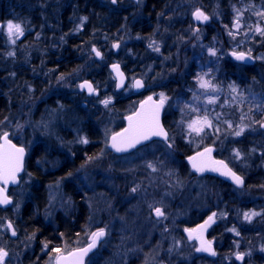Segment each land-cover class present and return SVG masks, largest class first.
I'll list each match as a JSON object with an SVG mask.
<instances>
[{
	"label": "rangeland",
	"instance_id": "1",
	"mask_svg": "<svg viewBox=\"0 0 264 264\" xmlns=\"http://www.w3.org/2000/svg\"><path fill=\"white\" fill-rule=\"evenodd\" d=\"M129 1L132 13L120 29L101 40L102 58L93 53L92 58L97 62L94 66L87 62L78 75L48 82L35 101L21 104L20 109L25 108L26 113L2 123L4 131L26 149L27 157H38L35 165L48 172L58 169L90 144L87 126L96 130V142L102 151L98 150L91 160L82 154L79 167L71 175L49 184L44 218L50 220L55 213L75 214L77 208L65 192L68 182L80 195L86 210L85 231L78 247L87 243L93 232L104 229L106 233L86 264H262L264 129L260 124L264 122V108L259 109L262 100L258 105L255 98L260 88L264 93V35L255 29L258 26L264 29V16L256 14L264 12V0H160V11L151 22L143 12L146 0H136L137 4ZM106 2L121 9L126 7L124 3ZM197 8L210 19L195 25L192 16ZM238 11L241 26L237 30L233 22ZM143 20L148 27V30L144 28V34L133 35L128 31L130 26ZM7 24L2 28L5 39L2 57L20 55L21 62L28 67L30 56L36 51L21 45L20 38L25 33L10 39ZM153 40L159 44V52L149 47ZM113 44H119V48L114 50ZM209 48H214L217 55L210 56ZM233 51H250L255 58L251 71L255 76L242 77L243 70L233 68L235 64L229 57ZM9 52L14 55L9 56ZM114 62L120 64L128 79L119 92L111 75L101 72L105 64ZM231 69L241 83L228 78ZM91 74L99 76L87 78ZM198 76H204L217 90L201 89ZM135 78L143 81V94L160 98L163 93L167 97L164 114L173 148L156 141L130 154L112 156L106 150L107 139L121 128L124 116L135 108L137 100L132 89ZM83 80L90 81L96 93L86 95L79 87ZM230 85L236 87V93ZM26 89L33 96L31 89ZM65 93L69 106L63 102ZM209 96L215 98V103L207 102ZM109 97L111 103L105 107L101 101ZM205 118L211 127L205 126L199 134L190 131L193 121L199 127ZM228 122L232 123V129L228 128ZM237 125H247L239 137L232 135ZM81 137L89 142H78ZM206 146L214 147L221 158L235 167L247 186L241 190L225 189L210 179H197L182 168L181 149L194 152ZM35 149V156H31ZM233 149L241 152L240 159L235 158ZM149 162L157 166L156 172L146 167ZM32 181L25 171L19 185L9 193L12 206L0 209L3 222L0 223V249L8 254L4 264H54L55 256L75 248L64 246L63 252L54 255L45 247L35 252L33 239L19 228L20 212L28 200ZM137 185L140 189L133 193L131 190ZM230 193L229 202L226 195ZM149 204L160 207L164 217L157 218ZM245 212L259 215L249 222L244 219ZM213 213L217 218L209 226L208 239L216 254L208 257L196 251L197 241L189 239L185 229H192L201 218ZM9 221L14 225L15 236L7 229ZM233 228L235 232L231 231ZM237 253H244L241 263L236 259Z\"/></svg>",
	"mask_w": 264,
	"mask_h": 264
},
{
	"label": "trees",
	"instance_id": "2",
	"mask_svg": "<svg viewBox=\"0 0 264 264\" xmlns=\"http://www.w3.org/2000/svg\"><path fill=\"white\" fill-rule=\"evenodd\" d=\"M106 1L0 0V122L3 123L4 120L15 118L20 113H26L25 108L20 109L21 104L26 101H35L37 96L42 95L48 82L54 83L55 78L60 79L64 76L71 77L73 75L74 77V75H78L79 70L87 62L90 66L97 63L95 58H92V47L95 46L103 52L104 45L101 47V40L110 37L117 28L120 29L121 23L124 24L125 18L130 16L131 8H133L130 6L129 0L117 1L124 3L123 5L126 6L124 9L115 7ZM160 2V0H146L147 4L143 12L148 22H151L154 15L160 11ZM82 17H87V19L77 31V26L81 25ZM9 21L20 23L25 29V34L20 38L21 45L36 51L30 56L28 67L21 62L20 55L9 59L2 57L5 48L2 28ZM144 28L148 30L146 20L133 27L130 26L128 31H131L130 33L133 35H139L144 34ZM103 58V63H105L106 58ZM251 71L253 68H248L240 73H242V77L249 78L255 76ZM101 72L110 76L107 64L103 66ZM95 75L99 76L98 74H91L87 78ZM79 77H83V75H79ZM228 78L241 83V80L234 75L228 76ZM260 82L263 85V81ZM26 88L31 89V95L36 97L30 96ZM259 91L258 97L255 98L258 100L255 102H258L259 105V100H262L260 107H258L263 109V88H260ZM65 96L63 102L69 106L67 93ZM51 100L49 98L50 103L48 105L52 103ZM258 115L259 112L255 116ZM256 118L258 121L260 120V118ZM2 123H0V136L6 132ZM164 126L169 128L166 116ZM85 129L90 144L84 146L81 153H76L73 159L65 161L64 165L58 169L52 172L41 171L34 162L38 160V157L36 159L27 157L25 161V171L29 173L33 181L28 192V200L21 209V219L18 226L29 237L32 236L35 252L47 244L46 251L54 255L57 254L54 249H60V252H63L64 246L78 247L82 243V234L86 224V210L81 203L80 195L76 193L70 183H65V192L77 208L75 214L55 213L52 219L47 220L44 218L43 212L47 208L46 198L49 184L54 180L57 181L68 176L69 173L72 174L74 169L79 167L82 154L94 157L99 153L98 150L102 151L101 145L96 142V130H92L88 126ZM13 140L18 143L16 139ZM35 153L36 149L31 156H35ZM190 153L192 152L181 149L179 157L182 159L183 169H185L183 159ZM236 171L238 172L237 169ZM15 225L17 226V223ZM80 237L81 241H79Z\"/></svg>",
	"mask_w": 264,
	"mask_h": 264
},
{
	"label": "snow or ice",
	"instance_id": "3",
	"mask_svg": "<svg viewBox=\"0 0 264 264\" xmlns=\"http://www.w3.org/2000/svg\"><path fill=\"white\" fill-rule=\"evenodd\" d=\"M112 4H116L117 0H111ZM257 15L264 16V12H257ZM193 17L196 21L198 22H206L210 19L208 15H206L203 11H201L199 8H197L193 12ZM87 19V17H82L81 18V25L77 26V31L80 29V27L83 25L84 21ZM240 19H241V13L238 11L236 14V18L233 22V26L235 29L240 28ZM7 30H8V35L10 39L15 36L16 38H19V36H22L24 34V29L19 23H13L12 21H9L7 24ZM256 32L261 33L264 35V29H261L259 26L255 29ZM195 32H199V28L195 29ZM229 35H232L234 37L233 32H229ZM198 38V36H197ZM63 39V38H62ZM12 43H15V40H11ZM149 47L152 48L153 51L159 52L160 47L159 44L155 40H153L150 44ZM113 48H119V44H113ZM92 53L95 54L97 58H102V53L100 50H98L95 46L92 47L91 49ZM209 55L210 56H216L217 52L214 48H209L208 49ZM9 56L14 55V53L9 52ZM232 55L234 58L238 61H246L247 59H251V53L250 51L248 53L245 52H236L233 51ZM113 70L117 72L118 74V82H117V88L121 87L123 85V73L119 71V65H112ZM14 75V74H13ZM207 75V73H205ZM61 77L60 79H62ZM198 84L201 89H204L205 91H211L215 92L216 86L211 84L210 81L205 80L204 76H198ZM135 88L139 89L144 87V83L141 80H135V83L133 85ZM81 90L87 89L89 94L96 93V89L93 88L92 84L89 83L88 81L83 82L82 84L79 85ZM231 90L233 93L237 92V89L235 86L230 85ZM242 95V94H241ZM236 97H233V100H235ZM167 100V97L163 94L160 93V101L158 104L154 106V109L149 117L148 120L146 121H139L136 120L134 121V117L129 116L127 119L129 120V127L124 130L122 133H116L111 137V148L117 152V153H123L127 152L128 149L134 148L136 145L141 144L144 141L150 140L152 137H161L164 139V141L168 144V148L171 149L173 147L172 143H169L168 140V134L165 132L164 128L160 124V110L163 108L165 101ZM148 101H152V97H148ZM208 103H215V98L209 96ZM101 103L104 104L105 107H107L111 103V97L106 98L105 100L101 101ZM143 107V105H142ZM137 116L140 114L137 113ZM219 118V117H218ZM7 119V118H5ZM2 123V122H0ZM197 121H193L192 124L189 125L190 131H195L197 134L202 132L204 130V127H211V122L205 118L202 122H200V126L196 127L195 125L197 124ZM18 127H20L18 125ZM247 125H237L235 130L232 132V135L235 137L241 136L246 129ZM260 127L264 128V123L260 124ZM228 128L232 129L233 125L231 122H228ZM217 132H219V129H216ZM8 132H3L2 138L4 140L5 145L8 146V148L12 149V152H5L4 154L0 155V181L3 182V185H7L10 181L12 183H16V174L21 171V166H22V160L24 156V148H16L15 145H11L10 141L8 140ZM83 144H87L89 141L86 137H81L80 140L78 141ZM213 149L208 147L205 148L203 152L197 153L195 157H189V161L192 163V167L197 171V172H204L206 169L214 172H219L220 175L222 176H227L229 177L237 186L243 185L244 181L241 176L237 175L234 171H232L231 168L228 167L227 164H225L223 161H214L211 158V153ZM234 155L236 159L241 158V152L239 150L233 149ZM199 158H206L208 162H210L212 167H208L207 164H205L202 160ZM89 159H93V157H89ZM147 168L151 169L152 172H156L157 166L149 162L146 165ZM71 175V173H69ZM140 189V185H137L132 188V192L136 193ZM11 203V200L9 197L5 194V188L0 187V205H8ZM19 207V205H17ZM148 207L152 209L156 215L157 218L164 217V212L160 207H154V205L149 204ZM259 215V213L256 212H245L243 214L244 219L246 221H251L253 216ZM217 214L213 213L212 216L208 218L207 221H205L204 225H201L200 228L201 230L204 229L205 227L209 226L210 223L214 222V219L216 218ZM0 223H3L0 221ZM7 229L11 230V234L13 236L16 235V230L14 228V225L11 221L7 222ZM186 232L189 233V239L193 238V232L196 230L194 229H185ZM231 231L235 232V228L231 229ZM105 230L100 229L96 232H93L91 234V243L88 245L87 248L79 249L75 253H71L73 257L76 259L73 261V264H83V257L88 254L93 248L96 247L97 241H99L102 237L105 236ZM239 235V233H236ZM32 238V237H29ZM196 239L201 240V246L196 249L197 252H208L211 255H215L216 253L212 250L211 248V242L210 241H204L202 239L201 235H197ZM177 244H179V241H177ZM45 247H47V244H45ZM264 250V249H262ZM55 252L59 253L60 249H54ZM7 252L4 251L3 249H0V264H4L5 257L7 256ZM244 256V253H237L236 254V259L237 260H242ZM66 258L65 257H57L56 259V264H64Z\"/></svg>",
	"mask_w": 264,
	"mask_h": 264
},
{
	"label": "water",
	"instance_id": "4",
	"mask_svg": "<svg viewBox=\"0 0 264 264\" xmlns=\"http://www.w3.org/2000/svg\"><path fill=\"white\" fill-rule=\"evenodd\" d=\"M131 1H136V0H131ZM192 20H193V22H194L195 25L201 23V22L196 21V20L194 19L193 16H192ZM115 49H116V48H114V50H115ZM230 57H231L232 60H234V61H236V62H239V63H242V64L252 65L253 62H254V59H253V58H251V59H247V57H246V61H238V60H236V59L234 58V56L232 55V53H230ZM114 64L119 65V71H120L121 73H123V85H122L121 87H119V88H117V82H118L119 77H118L117 72L114 71V70H113V67H112V65H114ZM108 70H109V72L111 73V76L113 77V79H114V81H115V90H116V92H119V91L123 90V88L125 87V85H126V83H127V78H126V75H125V73L123 72V70H122L120 64H119V63H116V62L111 63V64L108 65ZM135 80H141V79H140V78H136V79H134L133 82H132V89H133L134 93H136V94H140V93H142V91L144 90V87L139 88V89L135 88V87L133 86L134 83H135ZM85 81H88V80H83L82 82H80V84H82V83L85 82ZM141 81H142V80H141ZM88 82L90 83V81H88ZM83 92H84L86 95H88V96H91V95H92V94H89V92L87 91V89H84ZM159 101H160V99H155V98H153V97H152V101H148V97H146V98L142 99L141 101H139V102L137 103V105H136L135 110H134L132 113H130L129 115H127V116H125V117L123 118V123H124V124H123V127H122L121 129H119L118 131L112 133V134L108 137L107 145H106V149H107L108 151H110L112 154L116 155V156H121V155L129 154V153L133 152L135 149H137L138 147L143 146V145H146V144H148V143L151 142V141H161V142H165L164 139L161 138V137H152L150 140H148V141H144V142H142L141 144H138V145H136L134 148H130V149H128L127 152H123V153H117V152H115V151L111 148V146H110V145H111V137H112L114 134H116V133H122V132H124V130H125L126 128L129 127V120L127 119L129 116L134 117V121H136V120H139V121H146V120L149 119V117H150V115H151V113H152V111H153V109H154V106H155L156 104H158ZM142 105H143V107H142ZM164 107H165V103H164L163 108L160 110V124H161V126H162L163 128H164V126H163V122H162V117H163ZM137 113H139L140 115L137 116V115H136ZM263 123H264V122H263ZM164 130H165V128H164ZM165 132H166V130H165ZM0 137H2V135H1ZM8 140L10 141V144H11V145H15L16 148H24V147H22V146H20V145L15 144L11 139H9V136H8ZM209 147L213 149V151H212V153H211V158H212V160H214V161H223V160H221V159H217V158L214 156V148L211 147V146H209ZM205 148H208V147H205ZM205 148H203V149H201V150H198V151H196V152L190 154L189 156H187V157L185 158V162H186L187 165L189 166V169L191 170V172L194 173L196 176L210 175V176H212V177L219 178V179H221V180L227 182L228 184L234 186L235 188H237V189H241V188L244 186V183H243V185H241V186H237V185H236V184H235V183H234L229 177H227V176H222V175H220L219 172H214V171H210V170H207V169H206L204 172H197V171L192 167V163L189 161L188 158H189V157H195V156L197 155V153L203 152ZM12 151H13L12 149L8 148V146L5 145L4 140H3L2 138H0V155L4 154L5 152H12ZM25 158H26V151H25V149H24V156H23V160H22L21 171H19V172L16 174V183H12V182L10 181V182L5 186V185H3V182L0 181V187H4V188H5V194H6V195L9 197V199L11 200V203L8 204V205H0V209H6V208H9V207H11L12 204H13V199L11 198V196L8 195L7 190H8V189H11V188H15V187L18 186L19 181H20V177L22 176V174H23V172H24ZM199 159L202 160L205 164H207L208 167H212V166H213V165L210 164V162L207 161L206 158H199ZM223 162H224V161H223ZM224 163H225V162H224ZM225 164H226V163H225ZM232 171H233V170H232ZM236 174H237V173H236ZM237 175H238V174H237ZM209 217H210V216H209ZM209 217H207L205 220L201 221L200 223L196 224V225L192 228V229L196 230L195 232H193L192 235H193V238L197 241V244H198L199 247L201 246V240L196 239V236H197V235H201V236H202V239H203L204 241H209V239H208V229H209V226H210V225L207 226V227H205V228L202 229V230H201V228H200V226H201V225H204L205 221H207ZM210 224H211V223H210ZM9 231H10V234H11V230H9ZM11 235H12V234H11ZM104 238H105V236L102 237L99 241H97V245H96V247L93 248L90 252H88L87 255H85V256L83 257V264H86V260H87V258H88V257H89V256H90V255H91V254H92V253H93V252L99 247L100 243L104 240ZM90 243H91V239H90L86 244H84L83 246H81V247H79V248H75V249H72V250H70V251H68V252H66V253H63V254H59V255H57V256L54 258V264H56V259H57L58 256H59V257H65V258H66L64 264H73V261H74L76 258L73 257V256L70 255V254H71V253H75V252H77L79 249L87 248L88 245H89ZM211 248H212V250L215 252V248H214V246H213L212 244H211ZM201 253H203L204 255H207L208 257L213 256V255H211V254L208 253V252H203V251H201Z\"/></svg>",
	"mask_w": 264,
	"mask_h": 264
},
{
	"label": "flooded vegetation",
	"instance_id": "5",
	"mask_svg": "<svg viewBox=\"0 0 264 264\" xmlns=\"http://www.w3.org/2000/svg\"><path fill=\"white\" fill-rule=\"evenodd\" d=\"M135 4H137V3H135ZM229 57H230V54H229ZM251 57L254 59V62H253V64L252 65H247V64H242V63H239V62H236V61H234V60H232L231 62H233L234 64H235V66L233 67L234 69H235V67H240L241 68V70H247L248 68H253L254 69V66H255V58H254V56H252L251 55ZM231 58V57H230ZM233 70L231 69V70H229V72H228V74H230V75H234V73L233 72H235V71H233ZM145 96H147L146 94H138V95H135V97H136V104L140 101V100H142ZM153 97H157V96H155V95H152ZM165 107H166V103H165ZM164 111H165V108H164ZM165 114H163V117H162V122H163V126H164V118H165ZM264 121V120H263ZM263 123V122H262ZM164 128H165V130H166V132H167V134H168V138H169V140H168V142L170 143V133H169V129L168 128H166L165 126H164ZM262 128V127H261ZM264 129V128H263ZM158 142H160V141H158ZM164 145H166L167 147H168V144L166 143V142H162ZM144 147V146H143ZM141 148V147H140ZM173 148V147H172ZM171 148V149H172ZM214 148V147H213ZM189 156V155H188ZM214 156L217 158V159H221V160H223L227 165H228V167L229 168H231L233 171H235L236 173H238L237 171H236V169H235V167H233L230 163H228L227 161H225L223 158H221L216 152H215V149H214ZM187 157V156H186ZM186 157H184V159H183V162H184V165H185V170H187L188 172H190V169H189V166L187 165V163L185 162V158ZM191 173V172H190ZM191 175L193 176V177H196L197 179L198 178H200V179H210V180H212V181H214L215 183H217L219 186H221V187H223V188H225V189H233V188H235L234 186H232V185H230V184H228L227 182H225V181H223V180H221V179H219V178H215V177H212V176H210V175H202V176H195L194 174H192L191 173ZM241 176V175H240ZM243 179V178H242ZM243 181H244V187L246 186V181H245V179H243ZM243 187V188H244ZM242 188V189H243ZM225 193V192H224ZM223 193V194H224ZM225 196V195H224ZM226 197H227V200H229V202L231 201L229 198L231 197V193L230 194H228V195H226ZM206 216H204L203 218H201L200 219V221H203V219L205 218ZM216 218H217V216H216ZM216 218L214 219V221L216 220ZM199 222V221H198ZM198 222L196 223V224H198ZM200 223V222H199ZM195 226V225H194ZM216 249V248H215ZM264 257V256H263ZM263 261H264V258L262 259ZM239 261V263H241L242 262V260H238ZM256 264H258V263H256ZM262 264H264V262L262 263Z\"/></svg>",
	"mask_w": 264,
	"mask_h": 264
}]
</instances>
